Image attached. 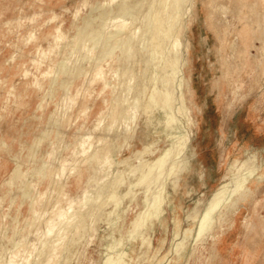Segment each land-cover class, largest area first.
<instances>
[{
	"label": "rangeland",
	"instance_id": "obj_1",
	"mask_svg": "<svg viewBox=\"0 0 264 264\" xmlns=\"http://www.w3.org/2000/svg\"><path fill=\"white\" fill-rule=\"evenodd\" d=\"M237 156L247 169L223 181ZM262 167L264 0H0V264H264ZM70 200L61 238L44 236Z\"/></svg>",
	"mask_w": 264,
	"mask_h": 264
},
{
	"label": "bare ground",
	"instance_id": "obj_2",
	"mask_svg": "<svg viewBox=\"0 0 264 264\" xmlns=\"http://www.w3.org/2000/svg\"><path fill=\"white\" fill-rule=\"evenodd\" d=\"M152 1V0H151ZM175 1V0H174ZM179 1V0H178ZM184 1V0H183ZM180 2H181V0H180ZM140 3V2H139ZM149 4H151V3H149ZM119 6V5H118ZM126 6H127V4L125 3V2H123V4H122V7H119L118 8V10L120 11L121 9H122V11L124 12V13H127V9H126ZM117 7V6H116ZM110 9V8H109ZM129 9V8H128ZM111 10V9H110ZM121 11V12H122ZM144 11V10H143ZM143 11H142V13H143ZM157 12V11H156ZM156 12H155V10H154V8H153V5L151 6V5H149L148 6V8H147V10H146V13H145V16H144V29H145V26H149L150 24H151V22L153 21V18H154V16H155V14H156ZM141 13V14H142ZM175 14L176 13H174V16H175ZM178 14V13H177ZM157 15V14H156ZM160 15V14H159ZM158 15V16H159ZM142 16V15H141ZM173 16V15H172ZM172 16H170V17H172ZM178 16V15H177ZM159 18V17H158ZM173 18V20H175L176 21V19H174V17H172ZM172 18H171V21H172ZM176 18V17H175ZM154 22V21H153ZM155 23V22H154ZM156 25V24H155ZM161 25H162V23H161ZM165 26V25H164ZM151 27V26H150ZM156 27H157V25H156ZM141 28H143V27H141ZM56 29H58L59 30V28L58 27H56ZM117 29H119V31L121 30V27H120V25L117 27ZM116 29V30H117ZM149 29V28H148ZM166 30V29H165ZM116 33H117V31H116ZM167 36V35H166ZM162 38V37H161ZM165 38V37H164ZM163 38V39H164ZM173 40V38L171 39V41ZM178 40H177V38L176 39H174V42H173V46L171 47V48H173V52H172V50H171V52L173 53H171V55H174L175 57H177L178 56V42H177ZM130 44V43H129ZM157 44V43H156ZM171 45H172V43H170ZM153 47H154V50H155V52H156V55H158V52H157V50H156V45L155 44H153ZM147 48H148V46H147ZM146 48V50L145 51H148V49ZM158 48V47H157ZM158 49H160V48H158ZM166 52V51H165ZM181 52V51H180ZM170 54V53H169ZM161 55V54H160ZM160 55H158V56H160ZM174 56L172 57V58H174ZM179 56H181V55H179ZM165 57V56H164ZM160 58V57H159ZM174 59H176V58H174ZM158 61V60H157ZM169 61V60H168ZM174 61V60H173ZM172 61V62H173ZM171 62V63H172ZM175 62V61H174ZM176 62H177V60H176ZM175 62V63H176ZM177 64H178V62H177ZM174 65H176V64H174ZM170 66H171V64H170ZM177 66V68H178V65H176ZM172 67V66H171ZM172 68H174V66L172 67ZM174 69H176V68H174ZM162 70H164V67L162 68ZM161 70V71H162ZM170 70H173V69H170ZM165 71V70H164ZM163 71V72H164ZM178 71V70H177ZM153 72V67H151L150 69H149V73H148V78L149 77H151L152 76V73ZM162 72V73H163ZM169 72V71H168ZM175 73H176V71H174ZM174 72L172 73V74H174ZM165 73H167V71L165 72ZM169 74H170V72H169ZM168 74V75H169ZM164 76H166V74L165 75H163L162 77H164ZM170 76H171V74H170ZM174 76H175V74H174ZM173 76V77H174ZM179 77V76H178ZM172 78V77H171ZM175 78V77H174ZM163 79V78H162ZM165 79H167V76H166V78ZM163 81H164V79H163ZM168 81H169V76H168ZM186 80H184V78H182V83L183 82H185ZM171 83H172V81H170ZM164 83V82H163ZM162 83V84H163ZM169 83V82H168ZM177 83V82H176ZM104 84H105V86H107L106 85V83L104 82ZM103 84V85H104ZM179 84V83H178ZM171 85V84H170ZM164 86H165V83H164ZM171 88H173V86L172 87H170L169 86V84H167V93H166V97L167 96H169L170 95V90H171ZM102 89H103V87H102ZM164 89H165V87H164ZM174 89V88H173ZM158 91V90H157ZM160 91V90H159ZM158 91V92H159ZM162 91H163V89H162ZM174 92H175V90H174ZM160 93V92H159ZM188 93V90L187 91H181V93H180V97L178 98V100L180 99L181 100V104L182 105H185V106H187V103H186V94ZM160 94H162V93H160ZM164 95V94H163ZM152 96V95H151ZM176 95H175V93H174V96L173 97H175ZM157 97V96H156ZM172 97V96H171ZM170 97V98H171ZM159 98V97H158ZM154 99V98H153ZM165 99V98H164ZM164 99H163V101H164ZM175 99V98H174ZM155 100V99H154ZM155 101H157V100H155ZM166 101V100H165ZM165 101H164V104H166L165 103ZM168 102H169V99L167 100ZM171 101V100H170ZM175 101H176V99H175ZM159 103V102H158ZM161 103H163V102H161ZM168 104V103H167ZM173 104H174V102H173ZM169 105H170V103H169ZM163 106V105H162ZM184 106V107H185ZM147 107H149L148 105H147ZM122 108V107H121ZM169 108H171V106L169 107ZM174 109H175V107H173ZM172 109V108H171ZM178 109V107H177V105H176V109H175V111ZM183 110L185 109V108H182ZM113 111H114V113H118L119 112V108H116V109H112ZM182 110V111H183ZM187 110L190 112V109H189V107L187 106ZM186 110V111H187ZM121 112V111H120ZM179 112H180V110H179ZM184 112V111H183ZM186 113H184V115H185ZM114 115V114H113ZM120 115V114H119ZM174 115V114H173ZM172 115V116H173ZM115 116V115H114ZM174 118L172 119V121H174V119H175V116H173ZM169 118V117H168ZM167 118V119H168ZM172 118V117H171ZM170 118V119H171ZM186 118V117H185ZM178 119H179V117H178ZM187 123L188 124H192L193 123V120H191V118H190V116H188L187 117ZM169 121V120H168ZM171 121V120H170ZM169 121V122H170ZM167 122V121H166ZM178 122V121H177ZM180 122V121H179ZM178 122V123H179ZM177 123V124H178ZM176 126V125H175ZM179 127L181 126V124L180 125H178ZM185 131V130H184ZM184 133H186V132H184ZM182 134V133H181ZM181 134H179L178 136H180ZM173 136H174V134H173ZM183 136H185V135H183ZM87 137V136H86ZM186 137V136H185ZM184 137V138H185ZM182 138V137H181ZM183 138V139H184ZM86 139V138H85ZM179 139H180V137H179ZM179 139H177V141L180 143V141H179ZM182 140V139H181ZM187 140V139H186ZM177 141H175V142H177ZM185 141V140H184ZM182 143H181V145L184 143L183 142V140L181 141ZM111 145V144H110ZM172 147V146H171ZM171 147H170V150H171ZM178 147H180V146H178ZM183 147V146H182ZM174 148V147H173ZM176 148H177V146H176ZM175 148V149H176ZM175 149H173L174 151H175ZM181 149V148H180ZM183 149V148H182ZM186 149V148H185ZM169 151V150H168ZM181 151V150H180ZM179 150H178V153L180 152ZM173 152V151H172ZM166 153V152H165ZM164 153V154H165ZM177 153V151H175V154ZM177 153V154H178ZM163 154V155H164ZM173 154V153H172ZM172 154L169 156V158L172 156ZM162 155V156H163ZM165 156V155H164ZM166 156H168V155H166ZM165 156V157H166ZM158 157V158H157ZM156 158V160H155V162H154V164L153 165H150V164H146V163H144V162H141V160L140 161H138V163L137 164H135V165H132V168L130 169L132 172H133V176H134V178H133V180L132 181H130L129 183H128V185H132V184H136L139 180H141L142 178H145L146 177V175L149 173V174H151V171H153L155 168H157L158 166H159V164H160V159L162 158H160L159 157V155L157 156ZM165 157L163 158V159H165ZM140 159V158H139ZM142 159V158H141ZM244 158H241V157H239V156H237V157H235L232 161H230L229 163H228V166H227V169H226V171L224 172V174H223V176H222V179H223V181H225L229 176H230V174H231V171H232V169L237 165L238 166V168L240 167H244V169H247V167H246V165L245 164H243V162H244V160H243ZM254 159V158H253ZM143 160V159H142ZM87 161V160H86ZM163 161V160H162ZM167 161V160H166ZM63 162H64V160L63 161H61V164H60V166H61V169H64L65 167V165H63ZM164 163H165V161H163ZM163 162H161L162 164H163ZM88 164V163H87ZM161 164V166H163ZM89 166V165H88ZM87 166V167H88ZM160 166V167H161ZM178 165H174V166H171L172 167V169L173 170H171V176H174L175 178H176V181H177V175L179 174V173H181L183 170H185L186 169V167L184 166V165H182V166H180V167H182V168H178L177 167ZM242 169V168H241ZM262 169H263V173H264V167H262ZM160 169H157V171H159ZM161 170H162V168H161ZM156 171V172H157ZM164 171V170H163ZM155 172V173H156ZM161 172V171H160ZM155 173H152V174H154V176L156 175ZM151 174V175H152ZM80 175V174H79ZM159 175V174H158ZM161 175V174H160ZM128 176H130V174L128 175ZM153 176V177H154ZM149 177V176H148ZM150 177L149 179H145V181H143L142 183H140V186L139 187H141L142 188V190H143V196H142V199L143 200H146L147 198H149V194H150V188H152V187H150V184H151V181L154 179V178H156V177ZM239 177V176H238ZM262 176H258L257 178H261ZM252 177H249V176H245L244 178H243V181L239 184V185H237V186H234V188L232 189V191L234 192V191H236V196L239 198V199H242V198H244L245 196H246V194L248 193V191H249V187L247 186V183H248V181H249V179H251ZM155 180H157V179H155ZM122 179L120 180V183H122ZM159 181V180H158ZM139 183V182H138ZM154 183V182H153ZM158 183H160V182H158ZM176 183L177 182H174L173 183V185L175 186L176 185ZM236 183V182H235ZM238 184V183H237ZM138 185V184H137ZM151 185H153V184H151ZM160 185V184H159ZM159 185H158V187H159ZM103 186V185H102ZM117 186V185H116ZM154 186H155V184H154ZM105 187V186H104ZM103 187V188H104ZM156 187V186H155ZM102 188V187H101ZM129 188V187H128ZM165 188V187H164ZM223 188V186H220V187H218L217 189H215L214 190V192H213V198H216L219 194H222L223 192H222V189ZM117 189V188H116ZM156 189V188H155ZM154 189V190H155ZM115 190V189H114ZM129 191H130V189H129ZM160 191H162V190H160ZM159 191V192H160ZM133 192V190L129 193L128 192V194H126V197L128 196H132V195H134V193H132ZM156 193V192H155ZM155 193H153V195L155 194ZM89 194V193H88ZM84 195H86V194H84ZM156 195V194H155ZM159 195H157V196H153L152 197V205H151V203L149 204L151 207H152V209H153V211H155V213L157 214V215H159V210H160V208H161V204H160V202L159 201H161L162 200V198L160 199L159 197H158ZM160 196H161V193H160ZM88 197V196H87ZM84 199H86L85 198V196L83 197ZM88 199V198H87ZM123 199V198H122ZM122 199L121 198H119V200H118V204L119 203H121V201H122ZM160 199V200H159ZM70 202V203H69ZM68 202V208L66 207V209H61V207L59 208V209H56L55 210V212L53 213V215L52 216H50V218H48V220H47V223H46V226H45V230H43V234H44V236H46V237H49V236H51V235H55V236H58V238L60 239L61 238V236L63 235L61 232H63L64 230H65V227H66V225L68 224V219H67V217H66V215H67V213H68V209L69 208H71L72 207V204H71V200ZM117 203H116V206H117ZM82 204H84V200H83V202H82ZM86 205V203L84 204V206ZM55 206H57V205H55ZM116 206L114 207V209L116 208ZM82 207V206H81ZM54 208V207H53ZM210 212H211V209H207L206 211H205V213H204V215H203V219L202 220H207V218L210 216ZM34 213V212H33ZM73 215L75 214V213H72ZM71 214V215H72ZM73 217V216H72ZM137 217V216H136ZM74 220V219H73ZM136 220V219H135ZM134 220V221H135ZM72 221V220H71ZM70 221V222H71ZM133 221V220H132ZM32 224V223H31ZM133 225H135V223L133 222ZM69 226H70V224H69ZM74 226V225H73ZM68 229H69V227H68ZM72 229V228H71ZM75 229V228H74ZM61 233V236L59 235ZM65 233V232H64ZM67 233V232H66ZM42 234V235H43ZM41 235V236H42ZM50 238V237H49ZM58 238H56L55 240H57ZM51 239H52V237H51ZM38 240H41V239H38ZM53 240V239H52ZM36 241H37V239H36ZM37 243V242H36ZM51 243H54L53 241L51 242ZM51 243H49V244H51ZM38 244H40L39 242H38ZM14 245V244H13ZM42 245H44V242L42 243ZM48 245V244H47ZM54 245H56V242L54 243ZM52 246V245H51ZM44 247V246H43ZM55 247V246H54ZM53 247V248H54ZM32 248V247H31ZM40 248V247H39ZM49 249V248H48ZM18 250V249H17ZM55 250V249H54ZM13 251V250H12ZM30 251V250H29ZM33 251V250H32ZM52 253V252H51ZM51 253H50V255H51ZM15 254V253H14ZM54 254V253H53ZM52 254V255H53ZM12 257V256H11ZM28 257V256H27ZM10 260H9V262L8 263H6V264H15L14 263V258H9ZM25 259H28V258H26L25 257ZM46 261V260H45ZM44 261V262H45ZM49 263V262H48ZM24 264V263H23ZM44 264V263H43Z\"/></svg>",
	"mask_w": 264,
	"mask_h": 264
}]
</instances>
